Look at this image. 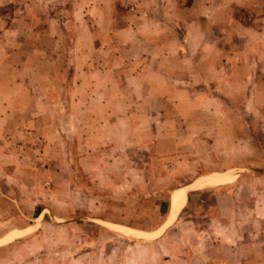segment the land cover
Wrapping results in <instances>:
<instances>
[{
	"label": "crops",
	"instance_id": "0c3cea01",
	"mask_svg": "<svg viewBox=\"0 0 264 264\" xmlns=\"http://www.w3.org/2000/svg\"><path fill=\"white\" fill-rule=\"evenodd\" d=\"M263 122L264 0H0V246L73 169L118 191L160 169L153 227H114L165 240L164 264H264V169L202 172L254 165Z\"/></svg>",
	"mask_w": 264,
	"mask_h": 264
},
{
	"label": "rangeland",
	"instance_id": "374dc122",
	"mask_svg": "<svg viewBox=\"0 0 264 264\" xmlns=\"http://www.w3.org/2000/svg\"><path fill=\"white\" fill-rule=\"evenodd\" d=\"M253 130L257 143L254 145L255 155L250 160L254 165H248L247 159L241 156L222 158L221 167L215 169L209 164V169H203L202 172L213 173L217 170L223 174L235 165L249 171L264 169V122L255 123ZM141 171L140 178L135 179V183L141 182V189L133 190L126 185L118 191L116 185H112L118 181L116 175H111L109 187H106L107 184L104 187H90L81 169H73L70 175L67 174L64 190L60 192L68 202L61 206L53 203V195L46 188H41L39 194L45 203L44 217L32 223L43 221L42 227L9 245L0 246V264H164L161 251L166 246L165 240L159 243L160 240L136 238L140 235L113 226L123 224L133 228H152L154 221L159 219L160 213L155 205L167 197L166 190L155 188V183L157 186L161 184L153 182L158 178L160 169ZM129 176L133 177V173L130 172ZM215 178H222V183L216 184H224L232 181L234 175H206L202 179L206 181L201 186L211 185L210 182ZM263 180L259 177L257 187ZM80 185L84 189H80ZM181 195L176 214L183 202L184 192L181 191ZM257 196H260L258 192L252 195L253 198ZM95 200L98 202L95 203ZM30 215V218L37 216L33 213ZM170 219L169 215L168 224L173 222ZM31 228L35 229V225ZM175 234L166 238L167 243L176 238Z\"/></svg>",
	"mask_w": 264,
	"mask_h": 264
},
{
	"label": "trees",
	"instance_id": "16d2710c",
	"mask_svg": "<svg viewBox=\"0 0 264 264\" xmlns=\"http://www.w3.org/2000/svg\"><path fill=\"white\" fill-rule=\"evenodd\" d=\"M38 211H39L38 209L35 211V215H37V214H38Z\"/></svg>",
	"mask_w": 264,
	"mask_h": 264
},
{
	"label": "bare ground",
	"instance_id": "6f19581e",
	"mask_svg": "<svg viewBox=\"0 0 264 264\" xmlns=\"http://www.w3.org/2000/svg\"><path fill=\"white\" fill-rule=\"evenodd\" d=\"M215 179H216V178H215ZM215 179H214V180H215Z\"/></svg>",
	"mask_w": 264,
	"mask_h": 264
}]
</instances>
